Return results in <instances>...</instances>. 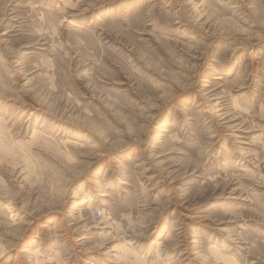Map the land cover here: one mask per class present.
Here are the masks:
<instances>
[{
    "label": "rangeland",
    "instance_id": "374dc122",
    "mask_svg": "<svg viewBox=\"0 0 264 264\" xmlns=\"http://www.w3.org/2000/svg\"><path fill=\"white\" fill-rule=\"evenodd\" d=\"M0 264H264V0H0Z\"/></svg>",
    "mask_w": 264,
    "mask_h": 264
}]
</instances>
